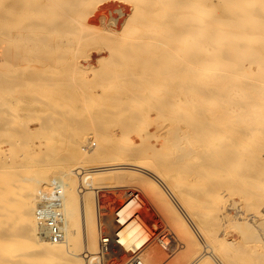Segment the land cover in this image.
I'll return each instance as SVG.
<instances>
[{
	"label": "bare ground",
	"instance_id": "6f19581e",
	"mask_svg": "<svg viewBox=\"0 0 264 264\" xmlns=\"http://www.w3.org/2000/svg\"><path fill=\"white\" fill-rule=\"evenodd\" d=\"M18 1H20V4L23 3V5L32 4L34 8L24 9L16 7L17 0H7L6 3L3 2L2 6L5 7L1 8L0 12L2 11L4 15L0 16V22L3 23V30H6V32L4 31L5 37L8 38L12 36L10 31L7 32L12 27L18 28V26H20L21 28H25L24 22L27 21H25L24 13L28 10H32L39 16L38 22H36L34 26L35 30L33 33L31 32V35L34 36L35 39L37 38L36 40L34 39L33 42L35 44H41L42 47L43 44H47L48 42L51 43V41L46 42L42 38L44 37V33H41L40 30L45 27V25H43L44 22L42 23V21H46L44 14L46 15L48 11H50L46 8V5H52L56 2L54 3V0ZM75 1L80 2L82 0ZM125 1H127V3L129 1L131 5H133V8L131 9L132 11L130 10L131 13H128V18L125 19L122 26H120V31L116 30L118 32L117 34L112 30H114V27L117 25L116 17L123 13L121 9H116L118 13L116 17L111 16L105 19L103 16L104 14L99 16V24L106 25L110 28L106 29L110 33L109 35L107 34V38H110V42L108 40V43H101L107 44L105 45L107 47L111 45L112 47L114 46V48H109L110 54L112 53L113 57H120L118 61H122L124 56L130 55L128 57L130 58L132 56L134 64L131 63V58L129 63H131L134 68L145 70L146 73L143 72L144 76L140 73L142 70H139V74L142 75L140 77L143 78V80L145 79L143 84H141L142 81L137 83L136 79L134 80L136 81L135 83L129 82L131 83L130 87L134 89V91L130 93L133 94L134 92L138 97H141L136 101L139 105V109H141L140 106L142 107L143 105L140 99H148L146 91L149 93V91L152 90L150 95L154 97V101L152 103L149 102L151 104L150 108H148V105L146 106L149 111L153 110L155 112L154 118L150 117L148 110L140 112L141 117H145L146 119H144L154 126V131L148 132L144 136L141 134L142 132L140 133L141 135H136L139 137V141L137 140L138 142L129 136H124L121 139V143L118 141L119 143L112 147L110 142L116 136L112 138V133H109V135L107 134L108 136L104 135L106 129L105 131L103 130L104 134L96 133V142L94 143L92 142L93 140L90 141L91 138L88 137H75V139H71L74 148H70L69 152L66 153V155L64 154L65 156H63L62 159L60 158V161L58 158L59 155L56 152L57 146H54V138H52L51 134L56 132L64 133L62 139H66L70 136L68 134L70 131L69 127L75 122V120H73L74 117L71 116L72 103L71 106L65 107L67 110L64 109L61 111L52 108L53 112L51 119L47 117L48 115H45L47 118L43 116L45 119L40 122V127L33 129L29 128V133L37 134L41 132L45 138L44 140L48 141L46 144L43 143V147H41L42 144L40 146L37 145L34 148V155L31 156V153L27 154V151L17 154L15 151H21L23 145L14 143L12 145L6 142L10 145L8 146L9 151L4 150V148H2L3 146L0 150V155L1 153L3 155L2 157L0 156V264H101L102 253L104 251H109L111 247L121 252L124 251L125 254L126 252L129 253V255L133 254L128 263L134 259H139L143 264H174L177 262L175 260L168 261V259H164L165 253L162 254V250H159L155 243H164L162 248H164L165 251L169 250V248L170 250L176 247L182 248L184 259L178 261L180 264H264V165L257 169L255 167L257 165L255 164L261 162L255 160L249 161L250 155H254L257 149L258 151H264V0H218L223 8H221V10L224 11V14L217 11L215 4L209 2V0ZM84 2H81V4ZM98 2H100V0ZM59 5L60 4H58L57 7H59ZM89 5L86 3L84 6H88L89 8L91 6ZM91 7H94L93 4ZM54 8L53 6V9ZM66 9V14H68V8ZM83 9L87 11L84 7ZM72 10L74 9L72 8ZM75 10L77 11V8ZM93 11L94 10L87 11L85 16H88ZM177 12H179V15ZM72 14L69 13L71 16ZM125 14H127V12ZM63 15H65V12ZM72 18L73 21H68L74 22L75 16ZM90 19L91 17L88 21ZM256 19L257 22L255 23ZM57 20L56 23L59 22ZM122 20H124V18ZM56 23L55 20H53V24L51 25H49L50 23H46L49 27L51 26V28L47 27L49 31L52 30L53 26H56ZM86 23H84V25ZM60 24L59 26L62 27ZM78 26L77 24L76 27ZM95 26L97 27V25ZM68 27H72V23L71 25L69 23L64 25V28ZM87 27L88 26H86V28ZM55 29H57V31L59 30L58 28ZM81 29L79 28L78 32L67 31L63 33V30H61L62 33H60L58 31L59 37L61 39L64 37L68 38L66 39L68 41L70 39H76L77 43L79 39H81V41L84 38L87 40L89 37L88 31L92 28L88 29L87 32L84 31V27L83 31H80ZM100 30L102 29L100 28ZM108 32L106 31V33ZM52 33L55 32L52 31ZM93 33L92 31L91 35H93ZM96 35L95 33V36ZM97 36L95 37L96 39H98ZM104 36L106 35L104 34ZM126 36L131 39L126 40V38H124ZM49 37L51 38V36ZM92 37H94V35ZM107 38L105 37L104 41L105 39L107 40ZM88 39L91 40V38ZM114 41L118 43V45L115 44L116 47ZM54 42L56 43V41ZM57 42L59 43L58 40ZM63 42L64 41L61 43ZM70 42L72 43L73 41L70 40ZM74 42L76 43V41ZM174 42H176V47L179 45V49H175L178 55L174 50ZM90 43L92 42H88V44ZM110 43L112 44L110 45ZM79 44L83 43L79 42ZM161 44L165 47H158V45ZM62 48L65 49L66 47L64 46ZM44 49L48 51L50 55H52L55 50L54 48L50 49V51L46 50V48ZM59 49L61 48L59 47ZM102 49L103 48H101V50ZM143 50H145V52ZM22 51L25 50L22 48L20 52L22 53ZM45 51L42 52L36 49L35 52H39L40 54V52L45 53ZM60 51L62 52V50ZM56 52L60 53L55 50V53ZM142 52L147 55H143ZM50 55L49 59L51 61L52 59L55 60L56 57L53 58V56ZM141 55L145 57L143 58ZM43 58L45 59V57ZM47 59L48 58H46V60ZM66 60L64 58L59 61L57 60V62L63 64ZM110 61L112 60L110 59ZM95 62L97 64L98 60ZM59 63L54 65L57 67ZM111 63L112 62H110V64ZM122 63L119 64L120 67L124 64ZM65 65L66 66L63 67H67L68 63H65ZM101 65L104 64L100 63V67H102ZM125 65L128 67L130 66V64L127 65L126 63ZM93 68L94 67L91 68L92 72L98 69ZM123 68L125 69L126 67L124 66ZM134 68L132 69L133 71ZM68 69L70 70V68L67 67V70ZM81 69H83V67ZM104 70L105 67L103 70L98 69L97 72L100 71V73H105ZM120 70L121 69H119V71ZM108 71L112 73L110 74L113 77V72L115 73V70ZM49 72L50 71L46 74V71L44 75L40 74L38 71L27 75L29 77L30 75L34 77L32 78V82L29 81L31 83L34 82L35 86L39 84L43 87L47 86L49 89V86L54 87L57 86L58 83L56 81L50 82L51 76L55 77V74L52 75L53 73L51 72L50 74ZM94 74L96 75L97 73ZM139 74L133 76L137 77ZM104 75H102V77ZM69 76L70 73L67 77ZM42 77H48V80H45L47 82H45ZM121 77L123 78L124 76ZM65 79L68 78L65 77ZM69 80L70 77L68 81ZM107 80L110 79H106V81ZM102 81L105 80L102 79ZM126 82L128 86L129 83L127 79ZM126 82H119L117 93L110 94H114L115 96L113 97L115 103L110 104V106L113 105L112 113L114 116L111 118H115L116 123L120 126L116 125L118 126L117 128L123 129V132L120 130L122 133H124V131H130L133 128V122H137V120L140 119L138 118L139 110L138 112L136 111V103H134L135 106L133 109L136 107L134 111L137 112L138 117L132 112L130 113L129 108L133 107V105L130 104L129 107L127 99L122 97V94H118L120 91L124 90ZM160 83L163 84L162 88L157 86ZM98 84L100 83L98 82ZM114 85V82H112V86ZM145 86L148 87L145 88ZM156 87L158 91L154 92ZM100 88L102 89V86H99V89ZM8 89L9 88H7L6 91ZM60 91L63 92V90ZM103 91L105 92V89ZM103 91L100 93L103 94ZM153 92L155 93L154 95ZM48 93L51 92L48 91ZM64 93L66 92L64 91ZM83 93L86 94V91ZM16 94L18 95L19 93L16 92L15 95ZM22 94L24 93L22 92L21 95ZM67 95L68 92L66 96ZM86 96L88 97V94ZM90 96L92 95L90 94ZM137 96H135V98H138ZM52 97H50L51 100H53ZM70 98H73L72 95ZM175 99L178 101H175ZM133 100H131L132 103ZM138 100H140L141 105ZM60 101L62 102L63 99H60L59 103ZM101 101L103 102V100ZM3 104L5 103L3 102ZM18 104H20V102ZM45 104H47V102H45ZM100 104L109 105L101 102ZM47 105H49V103ZM6 108L9 109V106H6ZM81 108L83 107L80 104V109ZM103 108H99L98 110L96 108V111L94 110L96 112L95 114H91L90 112L93 110L90 111L87 108L92 117L96 115L97 120H95L97 123L110 114L111 110L108 113V110H106L105 107ZM44 109L45 108H43V110ZM50 109L51 108L48 110ZM10 110L11 109L8 111ZM81 110H85V105L84 109ZM41 112L43 111L41 110L40 113ZM49 112L48 113L51 115V111ZM76 112L74 113L76 114ZM4 113L5 112H3V114ZM11 113L15 114L12 110ZM81 113L77 114L82 116ZM63 117L65 118L64 120L62 119ZM13 118L17 119V115ZM98 119L100 120L98 121ZM30 120L32 119L30 118ZM77 120L79 121V119ZM84 120L87 121L85 117L82 121ZM5 122L7 121L5 120ZM143 123L144 121H142V124ZM74 124L76 125V122ZM94 124L95 122L92 124L93 127L97 128ZM144 124L146 125L147 123ZM81 125L82 124L79 126ZM135 125H137V123ZM144 126H142V128ZM100 127L101 125L98 127V130ZM109 127H111V124ZM80 128L83 129V127ZM101 128L100 131L102 132ZM81 129V132H85ZM88 130H90V128ZM111 130V132H113V129ZM1 131L3 135V130H0V132ZM6 131L7 130L4 131V134H8V131ZM133 132H135L134 128ZM65 133L69 136L64 137ZM10 136H12V134ZM8 137L7 135V138ZM54 137H56V135ZM39 139H41V137ZM81 139L85 140V143H81L80 145H78L79 143L76 144V142ZM26 140L28 141V138ZM64 150H66L65 147ZM80 151H85L84 154L87 153L85 156L84 154L82 155L83 158L80 155L82 159L78 160V152ZM36 157H38V159L42 158L38 160L39 173L32 175V168H29L32 163L37 162ZM255 158L258 159L256 156ZM55 164L59 165L58 173L52 175L51 173H54L53 171L49 174V167ZM165 168H168L172 172L175 170L178 173V175L176 174L177 177L180 180L183 179L185 182H190L189 179L187 180V177L196 179L195 182H202V188H204V190H188L187 192L186 190L189 188L184 189V187H180L179 194L183 201H178L177 199L174 201L171 196L173 192L168 188L165 194L169 202H162V200H165V197L162 194V198L158 196V194H160L158 192V185L161 186L163 183L167 186L162 176V171L165 170ZM166 171L163 173L165 174ZM185 176L186 179H184ZM165 178L167 179V177ZM176 181V185L172 180L171 183L173 184L172 186H176L177 189ZM119 182L123 183L121 188L122 186L124 187L125 198L114 210V222L112 224L114 228L111 233L104 234L108 238L107 244L104 245L102 243L101 233V227L103 225L100 226L101 224L97 212L96 191H98L97 189L100 188L102 184ZM130 185H135L138 189H145L148 199H157L156 203L153 202L155 208L163 216L164 220L173 225L175 229L174 233L171 235H168L169 232L163 235L167 236L170 243L162 238V233L167 230H162V232L158 229L159 231L154 232L151 229L149 225V221H151L150 216L147 215V211L143 210L144 203L141 195L137 189L134 190ZM224 186H229L231 188L235 187L238 192L241 190L240 192L242 193L243 199L240 201H235L238 198L230 201L221 199V192H217V190ZM53 192H59L56 197L59 200L63 220V239L57 243H53L48 239L45 226L38 220L35 214L38 204L50 201L53 198ZM98 195L99 194H97V196ZM223 216L227 219H230V217L241 219L239 223L234 220L236 224H239L235 228L238 227L242 232V235L240 234L241 237L243 236L241 241H238L236 237L235 239L237 241L229 240L226 238L228 235L226 237L224 234L220 236V233V237L217 236L216 232L218 231L215 230V226L217 220ZM190 217L196 222H194L195 224L193 223V226L189 222L192 221ZM223 222L225 221L223 220ZM228 222L227 224H229ZM236 224H234V226ZM217 226H219V224ZM103 232L105 233V231ZM253 237H255V241L260 244V249H257L259 245L257 244L258 246H256V243L252 240ZM253 242L256 247H254ZM180 254L181 255L177 258L178 260L182 257V252H180Z\"/></svg>",
	"mask_w": 264,
	"mask_h": 264
},
{
	"label": "rangeland",
	"instance_id": "374dc122",
	"mask_svg": "<svg viewBox=\"0 0 264 264\" xmlns=\"http://www.w3.org/2000/svg\"><path fill=\"white\" fill-rule=\"evenodd\" d=\"M68 1V2H67ZM54 0V3L55 4H47L46 5V8L48 9V10H50V11H48V13L45 15L44 14V16H45V18H46V21L44 20V21H42V23L44 22V24L43 25H45V27L44 28H42L41 30H40V32L41 33H44V37H42L46 42H48V41H51V43H47V44H43V47L44 48H46V50H49L50 51V49H55V50H57V51H59L60 53H55V50H54V55L52 54V55H50L49 53H48V51H45V49L42 47V45L41 44H35L33 41H34V39H35V37L34 36H32L31 35V32L33 33L34 32V30H35V28H34V26L36 25V22H38V18H39V16H38V14L36 13V12H34V11H32V10H28L26 13H24V16H25V21H27V22H24L25 24V28H21L20 26H18V28H14V27H12V28H10L7 32H9L10 31V34H12V36L11 37H5V35H4V33L6 32V30H3V28L4 27H2L3 25V23L2 22H0V95L2 96V98H1V96H0V130H3V135H2V131L0 132L1 134H0V150H1V147L2 148H4V150H6V151H9L8 150V146H10L9 144H7L6 142H8V143H10V144H12L13 145V143L14 144H22L23 145V147H21V151L19 150V151H15V152H17V154H19V153H21V152H26L27 151V154L28 153H31L30 155L32 156V155H34V148L38 145V146H40L41 144V147H43L44 145H43V143L44 144H46L48 141H46V140H44L45 138H44V136H43V134L40 132V133H37V134H31V133H29L28 132V130H29V128H38V127H40V122H42L44 119H45V117L47 116L48 118H52V110L53 109H55V110H64V109H66L65 107H67V106H71V104H72V106H71V108H72V112H71V116L72 117H76L75 119L73 118V120H75V122H76V125L74 124L75 122H73V124L69 127L70 129V131H69V135H66L67 133H65V135H64V137H68V138H64V139H62V136H63V134L64 133H52L51 134V136H52V138H54V140H53V144H54V146H57V149H56V152L58 153V155H59V159L61 158H63V156H65L66 155V153H68L69 152V150H70V148H74V144H73V142H72V140L71 139H75V137H79L80 136V138L81 137H88V138H91L90 139V141H92L93 143L94 142H96V133H103L104 131H105V129H106V132H104L103 134L104 135H106V136H108L109 135V133L111 134V137L112 138H114L115 136V138L114 139H112L111 140V142H110V145H111V147L112 146H115L116 144H118L119 142L121 143V139L124 137V136H129V137H131V138H133L136 142H138L139 141V135H141V134H143V136L146 134V133H148V132H152V131H154L153 129H154V126L152 125V124H150V123H148L149 121H146L143 117H141V112H145V111H147L148 110V108H150V106H151V104L149 103V102H153L154 101V97L152 96V95H150L151 94V92H152V90H150L149 91V93L146 91V96H147V98L148 99H140V100H142V102L143 103H146V104H143L142 102H141V104L143 105L142 107L140 106V108L141 109H139V105L136 103V101H137V99H139V98H141V97H138L137 96V94L136 93H134L133 92V94L132 93H130L131 91H134V89H132V87H130V84L131 83H129V82H136V81H134L135 79L137 80V83L139 82L140 83V81H142V83L141 84H143L144 82H145V79L143 80V78H141L140 76H142L141 74H143V72L144 73H146L145 72V70H142V69H138V68H134L133 66H132V64H134V60L132 59V56L130 57L132 60H130V58L128 57V56H130V55H127V56H124L123 58H122V61H118L119 60V58L118 57H116V56H112L113 54L111 53L110 54V49L109 48H111L112 47V43H113V41H112V43H110V45L111 46H109V44H108V46L109 47H107V46H105V45H107V44H103V43H101V42H106V43H108L107 41L110 39V38H107V34L109 35L110 33L108 32V30H106V29H110V28H108L106 25H101V24H99L100 22H99V16H101V14L104 16V18L105 19H107V18H109V17H111V16H113V17H116L117 15H118V13L116 12V9H121V11L124 13H122V15H118L116 18V26L114 27V30H112L113 32H115L116 34L118 33L117 31L119 30L120 31V26H122V23L125 21V19H127L128 18V16H129V14L131 13V9L133 8L132 6L133 5H131V3L128 1V3H127V1H123V0H100V2H98L99 0H82V1H80V2H78V1H75V0ZM87 3V5H91L92 6V4H93V6L95 7H91L90 5V7L88 8V6H84L86 3ZM91 1H92V3H91ZM3 2H7V0H0V10H1V8H4L5 6H2V3ZM20 1H18L17 0V3H16V7H21V8H24V9H32V8H34V6H32V4H27V5H23V3H19ZM81 2H84V3H82L81 4ZM209 2H213L214 4H215V8L217 9V11H219L220 13H222V14H224L223 12L224 11H222L221 10V5L219 4V1L218 0H209ZM60 4L59 5V7L61 8H59V7H57V5L58 4ZM62 3V4H61ZM66 3H68V4H66ZM73 4V6H72V4ZM79 3H80V5H79ZM89 3V4H88ZM99 3V4H98ZM218 3V4H217ZM57 4V5H56ZM78 4V5H77ZM65 5V6H64ZM77 5V6H76ZM96 5H98V6H96ZM27 6V7H26ZM53 6L55 7V8H57V9H53ZM71 6V7H70ZM131 6V7H130ZM70 7V8H69ZM75 7V8H74ZM79 7V8H78ZM83 7L85 8V9H87V11H89V10H94L91 14H89L88 16H85V14H86V10H84L83 9ZM66 8H68V14H66ZM72 8L74 9V10H72ZM77 8V11L75 10ZM81 8V9H80ZM130 8V9H129ZM60 9V10H59ZM66 9V10H65ZM95 9H97V10H95ZM223 9V8H222ZM63 10H65V11H63ZM80 10H82V11H80ZM131 10V11H130ZM125 11V12H124ZM64 12H65V15H63L64 14ZM73 12H75V13H73ZM78 12H80V13H78ZM100 14H99V13ZM104 12V13H103ZM127 12V14H125ZM61 13H63V14H61ZM69 13H73L72 14V16L71 15H69ZM178 13V15H179V12H177ZM94 14H96V15H94ZM2 15H4L3 14V12L1 11L0 12V16H2ZM68 15V16H67ZM93 15V16H92ZM126 15V16H125ZM177 15V16H178ZM70 16V17H69ZM75 16V18H74V22H69L68 20H70V21H73V18L72 17H74ZM124 16V17H123ZM256 16H257V14H256ZM255 16V17H256ZM85 17V18H84ZM87 17V18H86ZM91 17V19L88 21V19ZM71 18H72V20H71ZM84 20H83V19ZM124 18V20H122ZM257 18V17H256ZM58 19V20H57ZM67 19V20H66ZM53 20H55V23H56V20L57 21H59V22H57L56 23V26H53L52 27V30H50L49 31V29L48 28H51V26L49 27V25H51V24H53ZM79 20V21H78ZM122 20V21H121ZM81 21H86V22H81ZM62 22V23H61ZM79 22V23H78ZM81 22V23H80ZM257 22V19L255 20V23ZM48 23H50L49 25H47ZM61 23V24H60ZM63 23H64V25H66V23H69L70 25H71V23H72V27L73 26H77V24L79 25L78 27H73V29H72V27H68V28H64V25H63ZM83 23V24H82ZM84 23H86L85 25L86 26H88L87 28H86V26L84 25ZM88 23H89V25H88ZM121 23V24H120ZM19 24H20V22H19ZM59 24L60 25H62V27L61 26H59ZM91 24V25H90ZM120 24V25H119ZM84 25V26H83ZM95 25H97V27L95 26ZM91 26V27H90ZM48 27V28H47ZM60 27V28H59ZM83 27H84V31L85 32H87L88 31V29H90V28H92L91 30H89L88 31V33H89V37L88 38H91V40L90 39H88L87 38V40L84 38H82L83 40L81 41V39H79L78 41L80 42V43H83V44H79V42L77 43V40L76 39H70L71 41H73L72 43L70 42V40L68 41V40H66V39H68V38H63V39H61L60 37H59V32L60 33H62V31L61 30H63V33L64 32H71V31H79V28L81 29L80 31H83ZM90 27V28H89ZM46 28H47V30H46ZM55 28H58L59 30V32L57 31V29H55ZM100 28L104 31H102V30H100ZM104 28V29H103ZM116 28V29H115ZM118 28V29H117ZM56 31H55V30ZM86 29V30H85ZM94 29V30H93ZM99 29V30H98ZM96 30V31H95ZM117 30V31H116ZM5 31V32H4ZM52 31L53 32H55V33H52ZM92 31L94 32L93 33V35H94V37H92L93 35H91L92 34ZM100 33H99V32ZM106 31L108 32V33H106ZM259 31V30H258ZM57 33V34H56ZM95 33L98 35H96L97 36V38L98 39H96L95 37ZM106 35V36H104V34ZM112 33V32H111ZM262 33V32H261ZM4 36H3V35ZM56 34V35H55ZM103 34V35H102ZM91 35V36H90ZM49 36H51V38L49 37ZM107 38V40L105 39V41H104V38ZM109 37V36H108ZM124 38H126V40H130L131 38H127V36L126 37H124ZM22 39V40H21ZM37 39V38H36ZM35 39V40H36ZM60 39H61V41H60ZM94 39V40H93ZM57 40L59 41V43L57 42ZM65 40H66V42H65ZM100 40V41H99ZM54 41H56V43L54 42ZM62 41H64L63 43H64V45H63V43H61ZM74 41H76V43L74 42ZM86 41H88V42H92V43H90V44H88V42H86ZM45 42V43H46ZM97 42H99V43H97ZM109 42H110V40H109ZM69 43H71V44H69ZM175 44H174V50L176 49H179V45H177L178 47H176V42H174ZM51 46H50V45ZM60 44H61V46H60ZM67 44V45H66ZM76 44H78V45H76ZM92 44V45H91ZM95 44V45H94ZM118 45V43L117 42H115L114 41V45ZM39 45V46H38ZM47 45V46H46ZM69 45V46H68ZM74 45V46H73ZM81 45V46H80ZM116 45H115V47H116ZM164 45V44H163ZM54 46V47H53ZM66 47L65 49H63L62 47ZM59 47L61 48V49H59ZM158 47H165V46H162V44L161 45H158ZM209 47V46H208ZM24 49L25 51H22V53L20 52L21 51V49ZM48 48V49H47ZM72 50H71V49ZM101 48H103L102 50H101ZM108 48V49H107ZM112 48H114V46L112 47ZM143 48H144V46H143ZM36 49L37 50H39V51H45V53H41L40 52V54H39V52L38 53H36L35 51H36ZM44 49V50H43ZM141 49H142V47H141ZM60 50H62V52L60 51ZM175 50V53L177 52ZM8 51V52H7ZM69 51V52H68ZM100 51V52H99ZM112 51V50H111ZM144 52H145V50H143ZM64 52V53H63ZM37 55H36V54ZM29 54V55H28ZM59 54V55H58ZM64 54H65V56H64ZM100 54V55H99ZM142 54L143 55H147V54H145V53H143L142 52ZM43 55V56H42ZM49 55L50 56H53V58L54 57H56L55 58V60L54 59H52V61L49 59ZM56 55V56H55ZM176 55V54H175ZM174 55V56H175ZM177 55H178V52H177ZM36 56V57H35ZM41 56H42V58H41ZM105 56V57H104ZM112 56V57H111ZM43 57H45V59L43 58ZM59 57H62V58H59ZM141 57H145V56H142L141 55ZM4 58V59H3ZM46 58H48L47 60H46ZM65 58V60L66 59H68V60H66V62H64L63 64H60L59 62H57V60L59 61V60H62V59H64ZM92 58V59H91ZM95 58V59H94ZM98 58V59H97ZM113 58V59H112ZM127 58H129V59H127ZM76 59V60H75ZM85 59V60H84ZM91 60V62H90V60ZM106 59V60H105ZM110 59L112 60V61H110ZM123 59H124V62H123ZM96 60H98V63L96 64ZM121 60V59H120ZM126 60V61H125ZM131 61V63H129L130 61ZM49 61V62H48ZM50 61H51V64H53V65H51L50 64ZM99 61H100V63L101 64H104V65H101L102 67H100V63H99ZM104 61H105V63H104ZM109 61V62H108ZM61 62V61H60ZM110 62H112L111 64H110ZM113 62H115V63H113ZM118 64H117V63ZM124 64H123V63ZM36 63V64H35ZM57 63H59L60 65H62V66H60L59 64L57 65V67L55 66ZM65 63H68V65H67V67L68 68H70V70L68 69L67 70V67H63V66H66L65 65ZM107 63H109V64H107ZM120 63H122L123 65L120 67ZM125 63L127 64V65H129L130 64V66L128 67V66H126L125 65ZM55 64V65H54ZM10 65V66H9ZM83 65V66H82ZM89 65H91V66H89ZM109 65V66H108ZM112 65H114V66H112ZM119 65V66H118ZM52 66V67H51ZM53 66H55V67H53ZM79 66V67H78ZM86 66V67H85ZM105 67V73H107V74H105V73H100V71L99 72H97V70L99 69H101V70H103V68ZM107 66V67H106ZM126 67L125 69L123 68V67ZM7 67V68H6ZM48 67V68H47ZM62 67V68H61ZM72 67V68H71ZM74 67H76V68H74ZM83 67V69H84V71H83V69H81ZM92 67H94L95 69L96 68H98L96 71H94V72H92V70H91V68ZM132 67V68H131ZM46 68V69H45ZM56 69V71H55V69ZM93 68V69H94ZM106 68H111V69H106ZM134 68V71L132 70ZM63 69V70H62ZM119 69H121L120 71H119ZM17 70H19V71H17ZM73 70H75V71H73ZM76 70H78V71H76ZM108 70H115V73L113 72V77L111 76V74L109 73V71ZM131 70V71H130ZM139 70L141 71L140 73L141 74H139ZM40 72V74H44L45 75V73H46V71H47V73L46 74H48V71H50L49 73L51 74V72L53 73L52 75H54L55 77H53V76H51V78H50V82L52 81V82H58L59 83V85H58V83H57V86H49V89H48V87L47 86H40L39 84L37 85V86H35V84H34V82L33 83H31L32 82V78H34L33 76H31L30 75V77L28 76L29 74H32L33 72ZM60 71V72H59ZM65 71V72H64ZM70 71V72H69ZM108 71V72H107ZM31 72V73H30ZM117 72V73H116ZM122 72H123V74H122ZM131 72V73H130ZM7 73V74H6ZM69 73H70V80L68 81V79H69V77H67L68 75H69ZM94 73H97L96 75L94 74ZM109 73V74H108ZM28 74V75H27ZM60 76H59V75ZM67 74V75H66ZM94 74V75H93ZM100 74H102V75H104V76H109V77H102V75H100ZM114 74H115V76H114ZM125 74V75H124ZM129 74V75H128ZM136 74H139V76L137 75V77L136 76H133V75H136ZM57 75V76H56ZM73 75V76H72ZM79 75V76H78ZM87 75V76H86ZM117 75V76H116ZM118 75H120V76H118ZM48 76V75H47ZM62 76V77H61ZM66 78H68V79H65V77ZM112 78H111V77ZM121 76H124L123 78L121 77ZM130 78H129V77ZM132 76V77H131ZM143 76H144V74H143ZM29 77V78H28ZM44 77V76H43ZM42 77V78H43ZM74 79H73V78ZM90 77H92V78H90ZM114 77H115V79H114ZM118 77V78H117ZM127 77V78H126ZM139 77H140V79H139ZM31 78V79H30ZM79 78V79H78ZM110 79V80H107L106 81V79ZM120 78H121V80H120ZM139 79V81H138V79ZM44 79V81L45 80H48V77L47 78H43ZM55 79V80H54ZM99 79V80H98ZM102 79L103 80H105V81H102ZM126 79H127V81H128V86H127V82H126ZM24 80H26V81H24ZM31 82H30V81ZM87 80V81H86ZM101 80V81H100ZM113 80V81H112ZM115 80V81H114ZM116 80H117V82L119 81L120 83L122 82V81H125L126 82V84H125V88H124V90H122V91H120L118 94H122V97H124L125 99H127V104L129 105V107H130V104H132L133 105V107H130L129 108V110H130V113L132 112L134 115H136L137 116V112H138V110H139V112H138V115H139V117L138 118H140L139 120H137V118H136V120H137V122L135 121V122H133L134 124H132L133 125V128H134V131L135 132H133V128L130 130V131H128V132H126V131H124V133H122L123 132V129H119V128H117L118 126H119V124H117L116 123V121H115V118H111V117H114L113 116V113H112V110H113V105H111L110 106V104H114L115 103V101H114V98L113 97H115L114 96V94L115 93H117L116 91L118 90L117 89V87L119 86L118 85V83L116 82ZM60 81H62V82H60ZM63 81H65V82H63ZM72 81V82H71ZM85 81V82H84ZM93 83H92V82ZM109 81V82H108ZM110 81H112V82H114V86H112V82H110ZM15 82V83H14ZM45 82H47V81H45ZM68 82V83H67ZM98 82L100 83V84H98ZM103 82V83H102ZM19 83V84H18ZM64 83H67V84H64ZM76 83V84H75ZM110 83H111V85H110ZM134 83H132V84H134ZM102 84V85H101ZM161 84V85H160ZM159 85H157L158 87H161L162 88V86H163V84L162 83H160ZM73 85V86H72ZM87 85V86H86ZM94 85V86H93ZM134 85H137V84H134ZM145 85H147V84H145ZM35 86V87H34ZM61 86V87H60ZM89 86V87H88ZM94 88H93V87ZM99 86H102V89L100 88L99 89ZM112 88H111V87ZM115 86H116V88H115ZM12 87H14V88H12ZM77 87H79V88H77ZM104 87V88H103ZM106 87V88H105ZM114 87V88H113ZM148 87V86H147ZM146 86H145V88H147ZM7 88H9L7 91H6V89ZM12 88V89H11ZM26 90H25V89ZM31 88V89H30ZM45 88H47V89H45ZM62 88V89H61ZM72 88V89H71ZM93 88V89H92ZM161 88H159V89H161ZM35 89V90H34ZM44 89V90H43ZM56 89V90H55ZM57 89H59V90H57ZM77 91H76V90ZM105 89V92L103 91ZM136 89V88H135ZM15 92H14V91ZM18 90H20V91H18ZM25 90V91H24ZM30 92H29V91ZM60 90H63V92L62 91H60ZM81 90H82V92H81ZM9 91V92H8ZM47 91V92H46ZM48 91L49 92H51V93H48ZM53 91H54V93H53ZM64 91L66 92V93H64ZM86 91V94L85 93H83V92H85ZM102 91H103V94H101L102 93ZM156 91H158V88L156 87V89L154 90V92H156ZM19 93L18 95L16 94L15 95V93ZM24 93V94H22L21 95V93ZM67 92H68V95L66 96V94H67ZM89 92V93H88ZM101 92V93H100ZM153 92V95L155 94ZM11 95H10V94ZM37 93V94H36ZM38 93H40V94H38ZM56 93V94H55ZM62 93V94H61ZM72 95V97L73 98H70L71 97V95ZM95 93V94H94ZM99 95H98V94ZM111 93H114L113 95H110ZM54 94V95H53ZM85 94V95H84ZM88 94V97L89 98H92V99H89L86 95ZM90 94L92 95V96H90ZM118 94H116V95H118ZM129 94V95H128ZM135 94V95H134ZM36 95H37V97H36ZM42 95V96H41ZM49 95V96H48ZM58 95V96H57ZM70 95V96H69ZM100 95H101V97H100ZM130 95H132V96H130ZM14 96H16V97H14ZM18 96V97H17ZM23 96H25V97H27V96H29V97H27V98H25V97H23ZM33 96V97H32ZM35 96V97H34ZM53 96V97H52ZM135 96H137L138 98H135ZM149 96V97H148ZM153 98H152V97ZM20 97V98H19ZM23 97V98H22ZM47 97V98H46ZM50 97H52L53 98V100H51L50 99ZM61 97V98H60ZM107 97V98H106ZM112 97V98H111ZM132 97V98H131ZM134 97V98H133ZM41 98V99H40ZM55 98H57V99H55ZM87 98V99H86ZM101 98V99H100ZM104 98H106V99H104ZM131 98V99H130ZM144 98H146V97H144ZM2 99H3V101H2ZM5 99V100H4ZM13 99V100H12ZM20 99V100H19ZM60 99H63V101L61 102L60 101V103H59V100ZM67 99H69L70 101L71 100H73V101H69V100H67ZM129 99V100H128ZM133 99H135V100H133ZM151 99H153V100H150ZM19 100V101H18ZM37 100V101H36ZM45 100V101H44ZM88 100V101H87ZM99 100H100V102L101 103H104V104H109V105H103V104H100V102H99ZM101 100H103V102L101 101ZM131 100H133V103H132V101ZM140 100H138L139 101V104H140ZM148 100V101H147ZM23 101V102H22ZM64 101H65V103H64ZM80 101V102H79ZM135 101V102H134ZM175 101H178L177 99H175ZM3 102L5 103V104H3ZM20 102V104H18ZM29 102V103H28ZM45 102H47V104L49 103V105H50V107H49V105H47V104H45ZM85 102H87V103H85ZM94 102V103H93ZM8 103V104H7ZM12 105H11V104ZM32 105H31V104ZM35 103H37V104H35ZM39 103H40V105H39ZM66 103H68V104H66ZM70 103V104H69ZM85 103V104H84ZM95 103H96V105H95ZM134 103H136L135 105H137L136 107H137V109H136V107H135V109H136V111H134L135 109H133L134 108ZM148 103V104H147ZM14 104V105H13ZM15 104H17V105H15ZM42 104V105H41ZM80 104L82 105V107L83 108H81V109H84V105H85V110H81L80 109ZM86 104H88V105H86ZM140 104V105H141ZM1 105H3V106H1ZM9 106V109H11L13 112H15V114L14 113H11V110L10 111H8L9 109L8 108H6V106ZM38 105H39V107H38ZM45 105V106H44ZM127 105V106H128ZM146 105H148V108H147V106ZM19 106V107H18ZM47 106H48V109L49 108H51L50 110H48L47 109ZM62 106V107H61ZM96 106V107H95ZM43 107V108H45V109H47V110H43V108L41 109V108ZM89 107H91V108H89ZM103 107H105L106 108V110H108V113H109V111H110V114H108L109 116H107V117H105L103 120H100V119H98V123H97V119H96V115H95V117H92L91 116V114H95L96 112V108H97V110L99 109V108H103ZM30 108V109H29ZM53 108V109H52ZM91 111V110H93V111H91L90 113H89V111H88V109ZM20 109V110H19ZM23 109H25V110H23ZM32 109H33V111H32ZM77 111H75V110ZM87 109V110H86ZM104 109V108H103ZM43 111V112H41L40 113V111ZM67 110V109H66ZM95 110V111H94ZM131 110H133V111H131ZM22 111V112H21ZM49 111H51V115L49 114L50 112ZM87 111H88V113H87ZM141 111V112H140ZM3 112H5L4 114H3ZM17 112H18V114H20V115H18L17 114ZM24 112V113H23ZM49 112V113H48ZM74 112H76V114L74 113ZM82 112V113H81ZM83 112H85V113H83ZM148 112H149V114H150V117H153L154 118V116H155V112L153 111V110H148ZM150 112H152V113H150ZM3 115H2V114ZM29 113V114H28ZM36 114V115H34V114ZM44 113V114H43ZM77 113H81V115L82 116H80L79 114H77ZM112 113V114H111ZM11 114H13V115H11ZM72 114H74V115H76V116H74V115H72ZM89 114H90V116H89ZM16 115H17V119L15 120L13 117L15 116L16 117ZM42 115V116H41ZM46 115V116H45ZM142 115H143V113H142ZM153 115V116H152ZM32 116V117H31ZM43 116H45V117H43ZM80 116V117H79ZM85 117V119H87V121H82L83 119H84V117ZM21 117V118H20ZM35 117V118H34ZM46 117V118H47ZM88 117V118H87ZM110 117V118H109ZM13 118V119H12ZM30 118L32 119V120H30ZM91 118V119H90ZM8 122V124H7V122H5V120ZM33 119H34V121H33ZM59 119H60V117H59ZM63 120L65 119L64 117L62 118ZM77 119H79V121L77 120ZM94 119V120H93ZM96 119V120H95ZM114 119V120H113ZM143 119V120H142ZM3 120V121H2ZM9 120V121H8ZM19 120V121H18ZM21 120V121H20ZM90 120H92V121H90ZM109 120V121H108ZM144 121V123H147L146 125L143 123L142 124V121ZM111 121H113V122H111ZM141 121V122H140ZM17 122V123H16ZM19 122V123H18ZM82 122V123H81ZM89 122V123H88ZM95 122V124H94V126H97V128L95 127H93V123ZM15 123V124H14ZM21 123V124H20ZM82 124V125H85V126H79L80 124ZM84 123V124H83ZM87 124V127H86V124ZM137 123V125H135ZM6 124V125H5ZM25 126H27V127H25ZM110 124H111V127H109L110 126ZM90 125V126H89ZM101 125V130H102V132L100 131V128H99V130H98V127ZM104 125V126H103ZM114 125V126H113ZM116 125H118V126H116ZM135 125V126H134ZM141 127H140V126ZM145 125V126H144ZM79 126V127H78ZM107 126V127H106ZM113 126V127H112ZM142 126H144L143 128H142ZM25 127V128H24ZM80 127H83V129H81ZM84 127H86V128H84ZM93 127V128H92ZM106 127V128H105ZM109 127V128H108ZM120 127V126H119ZM140 127V128H139ZM66 128V127H65ZM76 128V129H75ZM90 128V130H88ZM138 128H139V130H138ZM17 129V130H16ZM80 129L81 130H84L85 132H81L80 131ZM98 131H97V130ZM110 129V130H109ZM111 129H113V132H111L112 130ZM119 129V130H118ZM137 129V130H136ZM150 129V130H149ZM152 129V130H151ZM5 130H7L8 131V134L7 133H5L4 134V131ZM77 130H78V132H77ZM88 130V131H87ZM96 130V131H95ZM104 130V131H103ZM122 132H121V131ZM6 131V132H7ZM19 131V132H18ZM20 131H22V132H20ZM42 131V130H41ZM80 131V132H79ZM110 131V132H109ZM120 131V132H119ZM137 131V132H136ZM94 132V133H93ZM142 132V133H141ZM26 133H28V134H26ZM128 133V134H127ZM134 133V134H133ZM141 133V134H140ZM12 134V136H10ZM39 134V135H38ZM76 134H77V136H76ZM108 134V135H107ZM7 135L9 136L8 138H7ZM49 135V134H48ZM56 135V137H54ZM131 135V136H130ZM136 135H138V136H136ZM41 137V139H39L40 137ZM50 136V135H49ZM118 136V137H117ZM135 136V137H134ZM12 137V138H11ZM16 137V138H15ZM43 137V138H42ZM59 137H61V138H59ZM110 137V136H109ZM138 137V138H137ZM2 138V139H1ZM5 138V139H4ZM19 138V139H18ZM28 138V141L26 140ZM57 138V139H56ZM117 138H120V139H117ZM19 141H18V140ZM43 139V140H42ZM68 139H70V140H68ZM67 140V141H66ZM138 140V141H137ZM153 140V139H152ZM23 141V142H22ZM62 141V142H61ZM71 141V142H70ZM87 141V140H86ZM119 141V142H118ZM68 143V144H67ZM79 143V144H78ZM81 143H85V140H78L77 142H76V144H78V145H80ZM34 144H35V146H34ZM63 144V145H62ZM96 144V143H95ZM5 146V147H4ZM67 146V147H66ZM70 146V147H69ZM30 147V148H29ZM64 147H65V149L66 150H64ZM60 148H62V149H60ZM82 148H85V147H82ZM27 149V150H26ZM73 150V149H72ZM85 150V149H84ZM96 151V150H95ZM15 152H13V153H15ZM83 151H80V152H78V156H79V158H78V160H80V159H82L83 158V154H84V152L82 153ZM262 152H264V151H258V149H257V151L254 153V155H250V158H249V161L250 160H255V161H257V162H261V163H256V162H254V163H256L255 165H257V166H255L257 169H259V168H261L262 167V165H264V158H262V157H264V153H262ZM12 153V154H13ZM60 153V154H59ZM81 153V154H80ZM87 153V152H86ZM86 153L84 154V156L86 155ZM65 154V155H64ZM261 154V155H260ZM60 155H62V156H60ZM80 155L82 156V158L80 157ZM1 157L3 156L2 155V153H1V155H0ZM255 156L256 157H258V159L257 158H255ZM260 156H261V158H260ZM0 157V158H1ZM37 158V162H35V163H32V165L31 166H34V167H31L30 166V168L29 169H31V174L32 175H36V174H38L39 173V167H38V165H39V159H42V158H39L38 159V157H36ZM32 159V158H31ZM33 159H35V158H33ZM61 159H60V161H61ZM257 159V160H256ZM41 161V160H40ZM33 162V161H32ZM259 164V165H258ZM36 165V166H35ZM41 166V165H40ZM54 166V167H53ZM51 165L50 167H49V171H48V173L50 174L51 172H53L54 171V173H51L52 175H55V174H57L58 173V166L59 165H57V164H55V165ZM36 167V168H35ZM57 169V170H56ZM167 170V171H166ZM164 171H166L165 172V174L163 173ZM168 172V173H167ZM165 176H164V175ZM178 175V173L175 171V170H173V172L171 171V170H169L168 168H165V170H163L162 171V176L164 177V182H165V184L167 185V186H165L163 183H162V185L161 186H159L158 185V192L160 193V194H158V196L160 197V198H162V195L165 197V200H162V202H164L165 203V201H167V202H169V199H168V197L166 196V194H165V191H167L168 190V188L170 189V190H172V192H173V195H171L172 196V198H173V200L175 201L176 199L178 200V201H183V199H182V197L180 196V194H179V188L180 187H184V189L185 188H189V189H187L186 191L188 192V190L189 191H202V190H204V188H202V182L200 183L199 181H196L195 182V180L196 179H194V178H189V177H187V180L189 179V181L190 182H185L183 179V181L182 180H180L178 177H177V175ZM169 176V177H168ZM165 177H167V179L165 178ZM174 177V178H173ZM171 179L172 180V182L175 184V181H176V179L178 178V180L176 181L177 182V189H176V186H172L173 184L171 183V180H169V179ZM166 179V180H165ZM175 179V180H174ZM184 179H186V176L184 177ZM192 179V180H191ZM193 179H194V181H193ZM168 180V181H167ZM170 181V182H169ZM171 183V184H170ZM200 183V184H199ZM110 187H109V186ZM112 185V186H111ZM117 185H118V187H117ZM121 185H123V183H105V184H102L101 185V189L100 188H98L97 190L98 191H96V193L97 194H99L98 196H97V194H96V200H97V212H98V217H99V220H100V226H102L101 227V233H104L103 231H105V233L104 234H106V233H111L112 231H113V228H114V225H113V227H112V224H113V222H114V220H113V215H114V210L116 209V207L118 206V204L119 203H121L123 200H124V198H125V190H124V187L122 186V188H121ZM176 185V184H175ZM106 186V187H105ZM113 186H115V187H113ZM132 188H134V190L135 189H137L138 191H139V193H140V195H141V198H142V200H143V203H144V211H147L146 213H147V215H149L150 216V220L151 221H149V225H150V227H151V229L154 231V232H157V231H159V230H167L166 232H163L162 233V236L163 235H166L167 234V232H169L168 233V235H171L172 233H174V231H175V229H174V227H173V225H171L170 223H168L166 220H164V218H163V216L159 213V211L155 208V206H154V203L153 202H155L156 203V201H157V199L156 198H151V199H148L147 198V196H146V190L145 189H138V187H135V185H130ZM102 187H104V188H102ZM117 187V188H116ZM162 190H161V189ZM100 190V191H99ZM105 190V191H104ZM183 190V189H182ZM222 190V191H221ZM225 190V191H224ZM235 190H237L235 187H233V188H231V187H221V188H219L218 190H217V192H221V199H223V200H235L236 198H238V199H236L235 201H240V200H242L243 199V196L241 195L242 193L239 191L238 192V190L237 191H235ZM117 191V192H116ZM163 191V192H162ZM225 192V193H224ZM119 193V194H118ZM178 193V194H177ZM237 193H239V194H237ZM162 194V195H161ZM220 194V193H219ZM111 195V196H110ZM241 195V196H240ZM118 197V198H117ZM225 197V198H224ZM241 197V198H240ZM114 199V200H112V199ZM164 199V198H163ZM192 199H194V200H196L195 198H192ZM160 200V199H159ZM194 200H191V201H194ZM252 201H253V199H252ZM171 203V202H170ZM172 204V203H171ZM100 205V206H99ZM99 206V207H98ZM113 208V209H112ZM103 209V210H102ZM111 209V210H110ZM99 210V211H98ZM107 211V212H106ZM101 217V218H100ZM190 218H192V217H190ZM234 218V219H233ZM237 219V220H236ZM191 220V219H190ZM223 220L226 222V224H225V222H223ZM232 220V221H231ZM237 221V223H239V221L241 222V219L240 218H236V217H230V219H227V218H225L224 216L223 217H220L218 220H217V224H216V226H215V230L216 231H218V232H216V234H217V236H219V233H220V236H222L223 234L225 235V237L226 238H228L229 240H233V241H237L236 239H238V241H241L242 240V237H241V231L238 229V227L237 228H235L236 226H238L239 224H236V222L235 221ZM229 221V222H228ZM190 222V224L193 226V223L195 222V220H193V218H192V221H189ZM192 222V223H191ZM227 222L229 223V224H227ZM111 223V224H110ZM167 223H168V225H167ZM196 223V222H195ZM194 223V224H195ZM152 224V225H151ZM219 224V226H217ZM225 224V226L227 227H225L224 226V228H223V225ZM234 224H236L235 226H234ZM221 225V226H220ZM106 226V227H105ZM159 227V228H158ZM165 228V229H164ZM223 228V229H222ZM111 229V230H110ZM159 229V230H158ZM173 229V230H172ZM224 229H225V231H224ZM238 229V230H237ZM220 231H222V232H220ZM240 232V233H239ZM233 234V235H232ZM241 234V235H240ZM173 236V235H172ZM219 236V237H220ZM235 237H236V239H235ZM238 237V238H237ZM162 238H164L165 239V241L166 242H169L170 243V241H168L169 239L167 238V236H163ZM252 240L256 243V246H258L257 247V249L259 248H261V246H260V244L258 243V242H256L255 240V237H253L252 238ZM253 242V243H254ZM255 243H254V247H256L255 246ZM156 244V246H157V248L159 249V250H162L161 251V253L162 254H164V259H168V261H177V262H175L174 264H178L179 262L178 261H181V260H183L184 259V256H183V249L181 248H178V247H176V248H174V249H172V250H170V248H169V250H164V248H162V246L164 245V243H162V244H157V243H155ZM258 244V245H257ZM254 247H252V248H254ZM113 249H115V250H113ZM180 249V250H179ZM118 251V252H117ZM120 250H118V249H116V248H114V247H111V249L109 250V251H102L103 253H102V256H101V264H128V261L130 260V258L132 257V255H129V253H127L126 252V254H125V252L123 251V252H119ZM164 251V252H163ZM114 252V253H113ZM180 252H182V257H180L179 258V260L177 259L181 254H180ZM124 255H123V254ZM167 253V254H166ZM107 254V255H106ZM119 255V256H117V255ZM128 254V255H127ZM126 258H125V257ZM127 256H128V258H127ZM177 256V257H176ZM115 257V258H114ZM120 257H121V260H120ZM123 257V258H122ZM118 258V259H117ZM172 259V260H171ZM177 259V260H176ZM112 261H113V263H112ZM122 261V262H121ZM185 261V260H184ZM180 264V263H179ZM181 264H183V263H181Z\"/></svg>",
	"mask_w": 264,
	"mask_h": 264
},
{
	"label": "built area",
	"instance_id": "2783aa9c",
	"mask_svg": "<svg viewBox=\"0 0 264 264\" xmlns=\"http://www.w3.org/2000/svg\"><path fill=\"white\" fill-rule=\"evenodd\" d=\"M58 193L53 192V198L48 202L39 203L35 214L38 217V220L43 223L46 228L48 239L57 243L63 239V230H62V213L59 206V200L56 197ZM107 236L102 233V243L107 244ZM128 264H143L139 259H134Z\"/></svg>",
	"mask_w": 264,
	"mask_h": 264
}]
</instances>
